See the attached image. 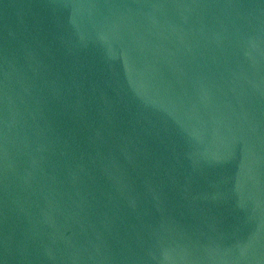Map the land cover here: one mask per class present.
Here are the masks:
<instances>
[{
	"label": "water",
	"instance_id": "obj_1",
	"mask_svg": "<svg viewBox=\"0 0 264 264\" xmlns=\"http://www.w3.org/2000/svg\"><path fill=\"white\" fill-rule=\"evenodd\" d=\"M0 264H264V0H0Z\"/></svg>",
	"mask_w": 264,
	"mask_h": 264
}]
</instances>
